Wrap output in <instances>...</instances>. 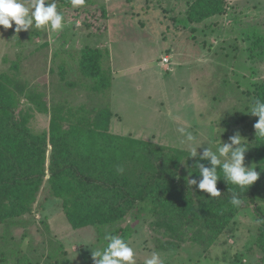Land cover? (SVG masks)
Listing matches in <instances>:
<instances>
[{"label":"rangeland","instance_id":"obj_1","mask_svg":"<svg viewBox=\"0 0 264 264\" xmlns=\"http://www.w3.org/2000/svg\"><path fill=\"white\" fill-rule=\"evenodd\" d=\"M56 2L64 17L60 31L33 28L17 33L14 22L12 28L0 27V73H17L43 93L48 104L89 111L108 105L113 114L110 133L152 145L146 166L130 162L109 172L124 176L127 190L139 182V175L157 171L171 149L190 152L181 143V127L197 138L196 147L215 141L209 145L213 150L219 136L227 142L238 132L249 148L245 166L255 167L246 92L264 80V0H226L222 16L198 24L185 20L184 0H84L69 8ZM85 47L108 50L112 79L106 94L93 92L92 82L79 74L77 56ZM163 57L169 60L166 65ZM21 107H26L24 101ZM48 121L47 114L34 113L30 125L40 134L48 131ZM203 147L207 145L198 153ZM157 149L159 155L154 154ZM50 154L47 147L46 169ZM119 167L124 168L122 174ZM47 179L28 214L7 229L0 224V251L21 249L35 264H94L92 251L107 242L95 227L70 226L61 201L47 194ZM152 220L145 216L130 222L128 243L137 264L153 251L164 264H264L255 248L261 223L251 205H244L231 229L210 246L187 241L175 251H163L159 245L166 237L151 227Z\"/></svg>","mask_w":264,"mask_h":264},{"label":"trees","instance_id":"obj_2","mask_svg":"<svg viewBox=\"0 0 264 264\" xmlns=\"http://www.w3.org/2000/svg\"><path fill=\"white\" fill-rule=\"evenodd\" d=\"M184 1L185 20L193 24L218 19L227 10L226 0ZM61 6L71 7L70 0H61ZM107 56V49L90 47L77 56L79 74L92 82L95 93L106 94L111 87ZM59 73L64 81L62 66ZM246 97L250 102L247 111L256 100L264 102V80L254 83ZM34 113L48 115V131H33L30 121ZM112 116L108 105L89 111L83 106L48 104L45 95L19 79L17 73H0V224L7 229L32 210L48 175L47 194L61 201L73 229L91 226L97 228L99 238L111 234L128 242L133 234L130 222L149 216L153 219L151 227L166 237L159 245L163 251H175L187 241L215 244L231 229L242 207L251 205L261 223L255 248L264 262V140L256 139L258 117L251 115L250 155L260 176L248 190L240 192L243 204L236 208L229 201L232 192L240 190L227 184L222 173L217 182L219 197L211 199L188 184V177L198 178L194 168L199 157L187 158L189 152L177 149L164 155L157 171L139 175V182L127 190L125 177L109 172L114 166L128 167L130 162L146 166L147 149L153 146L110 133ZM47 147L51 154L46 169ZM154 154L159 155L158 149ZM200 162L208 165L207 161ZM109 195L116 200H110ZM105 227L110 231L103 232ZM13 250L9 254L0 251V264H35L21 249Z\"/></svg>","mask_w":264,"mask_h":264},{"label":"clouds","instance_id":"obj_3","mask_svg":"<svg viewBox=\"0 0 264 264\" xmlns=\"http://www.w3.org/2000/svg\"><path fill=\"white\" fill-rule=\"evenodd\" d=\"M70 3L73 7H79L84 0H70ZM63 20V15L57 10L56 0H0V27L4 29L12 28L14 22L17 33L33 28L55 32L63 29ZM249 114L258 117V122L254 124L256 139L264 140V102L256 100ZM178 131L183 137L181 143L190 147L187 158L199 157L194 168L198 178H190L188 184L207 193L211 199L219 197L221 192L217 188V182L221 179L219 173H222L227 184L240 190L233 191L229 201L232 206L239 208L243 204L240 192L248 190L260 176L254 166H245V153L249 149L244 143L246 140L238 132L229 137L227 142H221L219 136V144L213 150L209 145L215 144V141L196 147L194 145L199 142L192 132L183 127ZM204 145L207 147H203L202 152L198 153L197 150ZM200 161H207L208 165ZM117 172L122 174L124 168L119 167ZM104 240L107 241L106 247L92 251L94 264H137L134 249L123 238L105 234ZM143 264H164V260L159 252L153 251L144 259Z\"/></svg>","mask_w":264,"mask_h":264},{"label":"built area","instance_id":"obj_4","mask_svg":"<svg viewBox=\"0 0 264 264\" xmlns=\"http://www.w3.org/2000/svg\"><path fill=\"white\" fill-rule=\"evenodd\" d=\"M161 62H162L164 65H166V64L169 62V60H168L167 57H163V58L161 59Z\"/></svg>","mask_w":264,"mask_h":264}]
</instances>
